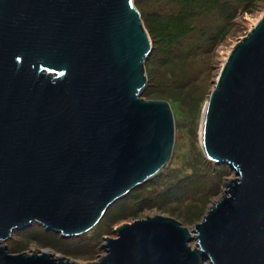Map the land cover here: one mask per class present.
I'll return each mask as SVG.
<instances>
[{"label":"water","instance_id":"95a60500","mask_svg":"<svg viewBox=\"0 0 264 264\" xmlns=\"http://www.w3.org/2000/svg\"><path fill=\"white\" fill-rule=\"evenodd\" d=\"M151 51L135 0H0V264H79L6 242L34 224L80 237L168 166L171 107L142 97ZM201 131L234 174L202 221L123 224L87 264H264V15L226 57Z\"/></svg>","mask_w":264,"mask_h":264},{"label":"rangeland","instance_id":"374dc122","mask_svg":"<svg viewBox=\"0 0 264 264\" xmlns=\"http://www.w3.org/2000/svg\"><path fill=\"white\" fill-rule=\"evenodd\" d=\"M224 1L218 9L225 12V18L216 10L200 18L194 16L192 24L196 21V29L173 43L164 42L157 28L163 24L158 12L161 8V12L172 10L171 5L163 0H144L139 10L142 17H147L144 21L153 39L146 62L148 86L142 97L168 102L174 118V144L168 166L115 202L84 235L66 239L34 224L16 231L6 242L9 253L31 254L45 249L55 257L87 264L105 255L104 238H115L114 229L123 224L155 214L174 218L188 228L202 221L208 209L224 195L226 182L234 178L228 167L210 162L203 153V108L231 49L264 15V0ZM178 4L181 3L175 0L173 6ZM186 5L196 8L194 2ZM220 31L214 46L213 39ZM169 50L172 52L167 54Z\"/></svg>","mask_w":264,"mask_h":264},{"label":"trees","instance_id":"16d2710c","mask_svg":"<svg viewBox=\"0 0 264 264\" xmlns=\"http://www.w3.org/2000/svg\"><path fill=\"white\" fill-rule=\"evenodd\" d=\"M163 1L171 5L172 10L161 12L162 11V8H161V11L158 12V14L160 13L163 19V22H162L163 24H161L160 26H157V28L159 30L158 33L164 35L163 40L164 42H167V43H173L177 40L180 41L182 38L192 33L196 29V25H195L196 21L194 22V24H192V18L194 16L197 18H200L202 14L210 13L212 12V10H216L217 13H219L218 15H220L223 18L227 16L225 12L223 11L221 12L218 9L219 4L224 6L225 4L224 0H178V3H181V4L175 5V7L173 6L175 3V0H163ZM191 2L195 3L196 8L192 9L189 5L188 6L186 5V3H191ZM144 5H145L144 0H135V6L137 7L138 11L140 10V8L144 7ZM140 14H141V18L143 20L144 26L147 32L149 33L147 29L146 21H144L147 19V17L144 16L145 17L144 19V17H142L143 15L141 12ZM149 29L151 31H154L152 27H149ZM220 35H221V31H220V34L217 36V38L213 39L214 46L216 45L217 40L219 39ZM171 52L172 50H169L166 53L168 54ZM147 86H148V79H147V85L145 89L143 90L142 96Z\"/></svg>","mask_w":264,"mask_h":264},{"label":"bare ground","instance_id":"6f19581e","mask_svg":"<svg viewBox=\"0 0 264 264\" xmlns=\"http://www.w3.org/2000/svg\"><path fill=\"white\" fill-rule=\"evenodd\" d=\"M200 141L202 142V131H200Z\"/></svg>","mask_w":264,"mask_h":264}]
</instances>
